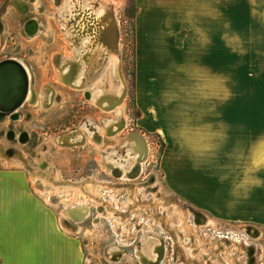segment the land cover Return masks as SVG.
<instances>
[{"label":"rangeland","instance_id":"rangeland-1","mask_svg":"<svg viewBox=\"0 0 264 264\" xmlns=\"http://www.w3.org/2000/svg\"><path fill=\"white\" fill-rule=\"evenodd\" d=\"M61 1H26L28 15L41 25L30 37L23 31V13L11 0H0V62L24 63L35 95L19 106L16 117L0 121V168L28 171L61 216L78 210L77 222L66 217L64 223L78 233L85 264H150L138 261L136 249L153 234L162 245V238L167 242L159 264L225 261L209 245L216 239L201 236L205 228L197 225L196 214L205 215L202 225L249 233L247 245L233 243L230 264H249L251 247L253 264L264 262V60L241 55L250 49L251 38L224 24L222 38L238 59L222 61L220 72L192 76L188 70L209 68L177 61L178 46L139 44L134 0H80L95 9L114 7L117 52L103 39L91 40L87 25L80 28L84 13H71L73 0L62 7ZM149 48L161 54H145ZM60 68L70 75L74 71L71 81L81 85L60 80ZM84 86L96 90L97 98L124 91L123 99L106 110L84 96ZM110 119L122 127L108 135L100 128ZM10 129L13 139L7 137ZM19 132L29 139L19 142ZM132 132L144 138L146 155L136 178L118 177L103 166V157L123 171L134 165L140 147L117 144ZM111 248L117 252L110 254ZM158 255L155 250L153 259Z\"/></svg>","mask_w":264,"mask_h":264},{"label":"crops","instance_id":"crops-1","mask_svg":"<svg viewBox=\"0 0 264 264\" xmlns=\"http://www.w3.org/2000/svg\"><path fill=\"white\" fill-rule=\"evenodd\" d=\"M92 1L101 4L99 0ZM122 1L117 0V3ZM134 2L139 44L145 47L178 46L179 50L174 48L178 54L177 61L188 66L201 62L209 68L188 70L192 76H200L205 71L220 72L222 61L238 59L239 53L232 51L222 38V28L226 23L236 30L237 35L251 38L250 49L241 54L246 56V60H264V0ZM44 10L39 7L42 13ZM115 14L117 18L116 8ZM163 30L167 31L166 36L162 35ZM159 53L153 48L145 51L150 56ZM55 203L48 202L37 191L28 171L0 168V264H85L78 233L62 227L61 210ZM201 217L202 223L206 221L205 215ZM188 239L190 242V237ZM193 240L197 242L199 239ZM204 242L203 249H206L208 242ZM226 242H209L225 260L219 264H230L232 260L228 261V256L236 254L232 250L233 243L227 242L231 250L225 249Z\"/></svg>","mask_w":264,"mask_h":264},{"label":"bare ground","instance_id":"bare-ground-1","mask_svg":"<svg viewBox=\"0 0 264 264\" xmlns=\"http://www.w3.org/2000/svg\"><path fill=\"white\" fill-rule=\"evenodd\" d=\"M11 2H12L13 6L16 9H19V11H21L23 13V15H24L23 24L26 23L27 19H30V18L34 19L32 24L34 26V23H35L36 27L32 31L33 34H30V37L31 36L34 37L40 31L41 25H40L39 21L37 20V18H35L34 16H29L28 15V13L26 11V9H27L26 8V6H27L26 5V0H11ZM72 3H73V6H72L71 13L73 11L80 12L79 14H82V12L84 13L83 17H82L83 20H80L78 22V25H80V28L84 30V28L87 25L90 29L93 30L91 33L94 36L91 37V40L93 38H96V37L98 39H103L105 43L111 44L114 47L115 51L117 52V44H118V42H117L118 41L117 24H115L116 23L115 17H113L112 14H111V12H113V10H114V7H107V6H104V5H99L98 8L95 9L94 8L95 6L91 4L92 2H90V5H89L88 3L84 4L83 1H80V0H73ZM64 4H66V1L65 0L61 1V7ZM110 15H111V21L109 19ZM73 18L74 17H71L69 20L67 18V20L71 21ZM84 18H89V19L91 18L90 22H92V23L90 25L85 24V23L81 24L82 21H84ZM67 24H69V22ZM29 26H31V25H29ZM81 29H79V31H82ZM85 30H86V28H85ZM24 34H26L25 31H24ZM27 35H29V34H27ZM93 43L94 42H92L91 44L93 45ZM102 45H103L102 46L103 48H100L99 52L100 51L101 52L105 51V48H104L105 46H104V44H102ZM99 55H103V54L99 53ZM18 62L21 63L20 61H18ZM69 62H70V60L68 59L67 63H69ZM75 63L79 64L80 62L78 61V62H75ZM90 63H91V61L89 62V64ZM23 64L21 63V65L24 67L25 72L27 74V81H28L29 80L28 73H27V70H26V68H25V66ZM89 64L87 65L88 69H89V66H90ZM72 70L73 69H70V71H72ZM73 75H74V71H72V74L70 75V72H66V71H64V68H60V70H59V72L57 74V77L60 80L65 81L66 83H69L70 85H73L74 87H79L81 85L80 82L78 84L77 83L75 84V83H73L71 81V79H76L75 76H73ZM85 92H87V94L89 96L88 99H90L91 101L97 103L99 106H101L103 109H106V110H110L111 108H114L116 105L121 103V101L123 99V95H124V91H123L118 96L115 95V94H109V95H105V96L103 94H101L97 98L95 96L96 90H93L90 86H84L83 93H85ZM32 99H35L34 91L31 88H29V85H28L25 97H24V99L22 101V104L25 101H28V100L31 101ZM18 108H16L15 110L10 111L7 115H11L12 114L11 115L12 118L16 117V114H17L16 111H17ZM0 116H1V114H0ZM115 125H118V127H119L118 130L112 129ZM121 127H122L121 124L117 123L116 119H110V120H105V123L100 128V131L105 132L106 134L110 135V133H115L116 131H119V129ZM10 133H11L10 131H9V133H7V137L9 139H11L13 137V135H14L13 131H12V135H10ZM73 133H77V131H75ZM62 137L63 136H59V137H57V139L59 138V140H61ZM17 139H18L19 142L20 141L21 142H25L27 139H29V137H28L27 133L19 132V134L17 135ZM117 139H118V141H120V142H117V144L123 142L122 146L123 147L128 146V147H130L129 149H134L136 146H139L140 147L139 148V150H140L139 151V157L136 159L135 164L132 165L128 170H125V171H123L119 167H114L113 164L110 163V162H112V160H109L106 157H103V166L106 167L107 169H111L112 173H113V170L120 171L119 175H117L118 177L124 175L127 178H129V179L136 178L140 174L141 164H142V161L145 158L146 151H147V145H146V143L144 141V138L140 137V134H138L137 132H132L131 135H127L124 138H117ZM141 143L143 145L142 151H141ZM128 155H130V152L128 153ZM128 163H130V160H127V164ZM121 165H125V164H121ZM136 166L139 168L137 170L138 171V175L135 176V177H128L130 174H132L134 171H136ZM113 174H115V173H113ZM81 208H83V207H81ZM77 213H78V210L76 208L67 209V210L62 211V216L60 217V221H61L62 227L66 228L68 230H72L70 227H66V224L64 223V220H65L66 217L67 218L69 217V218H72L73 220H75L77 222V220H76V218H78V214ZM87 216H88V212L86 210L80 214V217L82 218V220L87 218ZM78 228L80 230L81 227L78 226ZM159 244L162 245L159 236H157L156 234H153L152 236H149L147 238V240H145L141 244V246L138 247V249L136 251L137 256L139 257V260L142 263L159 264V262L163 258V250H162L161 246L159 247ZM155 250L159 251V255L154 260L153 258H154ZM108 251H109L110 254L112 252H115V253L117 252L116 249H114V248H111Z\"/></svg>","mask_w":264,"mask_h":264},{"label":"water","instance_id":"water-1","mask_svg":"<svg viewBox=\"0 0 264 264\" xmlns=\"http://www.w3.org/2000/svg\"><path fill=\"white\" fill-rule=\"evenodd\" d=\"M26 8L28 9V6H26ZM33 21L34 19L30 18L27 19L25 24H23V30L26 34H33L32 31L36 27L35 23L33 26ZM27 87V74L21 63L15 59H6L0 62V121H2L10 111L15 110L22 104ZM84 95L86 98L89 97L87 92H85ZM138 169L139 168L136 167V171L128 177L137 176ZM113 173H115V175H119L120 171L113 170ZM253 252L254 250L251 247L248 252L250 258L249 264H253Z\"/></svg>","mask_w":264,"mask_h":264},{"label":"built area","instance_id":"built-area-1","mask_svg":"<svg viewBox=\"0 0 264 264\" xmlns=\"http://www.w3.org/2000/svg\"><path fill=\"white\" fill-rule=\"evenodd\" d=\"M201 223V222H200ZM198 223L200 227H204L205 229H201V236L204 239L210 240H222L234 243L235 241L243 240L244 244H248V237L250 236L247 231H239L236 229H225L220 227H213L211 225H202ZM260 264H264V262H260Z\"/></svg>","mask_w":264,"mask_h":264},{"label":"flooded vegetation","instance_id":"flooded-vegetation-1","mask_svg":"<svg viewBox=\"0 0 264 264\" xmlns=\"http://www.w3.org/2000/svg\"><path fill=\"white\" fill-rule=\"evenodd\" d=\"M85 96V95H84ZM6 118H9V117H6ZM11 130H13V129H10V130H8V131H10L11 133H10V135H12V131ZM7 131V132H8ZM14 131V130H13ZM24 131V130H23ZM15 132V131H14ZM22 133H25V132H22ZM12 139H13V137H12ZM12 141H16V140H12ZM137 167V166H136ZM195 219V221L197 222V223H200L201 222V219H202V217H201V215H197L196 214V217L194 218ZM162 241H163V245H161V248L165 251V254H166V250H167V242L162 238ZM166 249V250H165Z\"/></svg>","mask_w":264,"mask_h":264}]
</instances>
